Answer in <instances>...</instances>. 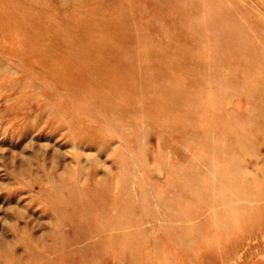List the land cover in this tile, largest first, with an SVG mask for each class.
<instances>
[{
	"label": "rangeland",
	"instance_id": "1",
	"mask_svg": "<svg viewBox=\"0 0 264 264\" xmlns=\"http://www.w3.org/2000/svg\"><path fill=\"white\" fill-rule=\"evenodd\" d=\"M0 264H264V0H0Z\"/></svg>",
	"mask_w": 264,
	"mask_h": 264
}]
</instances>
